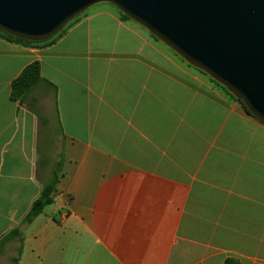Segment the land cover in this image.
Here are the masks:
<instances>
[{"label": "crops", "instance_id": "crops-1", "mask_svg": "<svg viewBox=\"0 0 264 264\" xmlns=\"http://www.w3.org/2000/svg\"><path fill=\"white\" fill-rule=\"evenodd\" d=\"M76 17L0 35V264H264V124L108 2Z\"/></svg>", "mask_w": 264, "mask_h": 264}, {"label": "water", "instance_id": "water-1", "mask_svg": "<svg viewBox=\"0 0 264 264\" xmlns=\"http://www.w3.org/2000/svg\"><path fill=\"white\" fill-rule=\"evenodd\" d=\"M108 2L264 124V0H0V30L42 41Z\"/></svg>", "mask_w": 264, "mask_h": 264}, {"label": "trees", "instance_id": "trees-1", "mask_svg": "<svg viewBox=\"0 0 264 264\" xmlns=\"http://www.w3.org/2000/svg\"><path fill=\"white\" fill-rule=\"evenodd\" d=\"M109 4L112 5L111 3H109ZM112 6L117 10L118 14L121 16V18L123 20H131V21H133L127 15L123 14L122 12H120L114 5H112ZM76 18L77 17H75L74 19H72V21L67 23V25H65L62 29H60V31H58L55 35L61 33L64 30V28H66V26H68ZM0 35L4 36L7 39H10V40H13V41H16V42H20V43H23V44H31V43H35V42H40V41H33V40L19 38V37L10 35L8 33H5V32H3L1 30H0ZM53 36H51V37H53ZM150 37L153 38L156 41H159L153 35H151ZM42 41H44V40H42ZM42 80H44V78L40 74L39 61L38 60H34V61L30 62L28 65H26L23 68V70L20 72V74L15 79H13V81L11 83L10 97L13 100H18V101L23 100V98ZM211 80H212V82H214L216 84V87L220 88L222 91H224L226 94H228L231 98L237 100L241 104L243 109L246 111V113L249 114L250 116H252L250 114V112L248 111V109L246 108V106L242 103L241 100L235 98L221 84H219L218 82L214 81L213 79H211ZM57 180H58V169H55L53 171V174H52V177L50 178V180L47 181L45 184H43L39 195L32 201V203L30 205V208L28 209L27 213L25 214V216L23 218V222H25V223L30 222L35 216H37L39 213L42 212L43 208L46 205L51 203V201H52V193H53V191L55 189V184H56ZM18 234H19V229L18 228H14L4 238H5V240H8V239H10L12 237H16ZM19 251L20 250L18 249L17 253H19ZM12 259H13L14 262L17 261V257H14ZM225 263L226 264H233V260L227 259Z\"/></svg>", "mask_w": 264, "mask_h": 264}, {"label": "rangeland", "instance_id": "rangeland-1", "mask_svg": "<svg viewBox=\"0 0 264 264\" xmlns=\"http://www.w3.org/2000/svg\"><path fill=\"white\" fill-rule=\"evenodd\" d=\"M112 6V5H111ZM87 10V9H86ZM137 24V23H136ZM139 25V24H138ZM140 26V25H139ZM141 28H142V26H140ZM150 36L152 35V34H150L146 29H144ZM157 42H159V44H162L164 47H165V50L168 52V53H170V54H172L173 56H174V58H176L177 60H179V61H181V63L183 64V66H185V67H187V68H191V69H194V70H196L199 74H201L202 76H204L205 78H207V80L209 81V82H211L214 86H216V84L214 83V82H212V80H211V78L207 75V74H205L204 72H202L201 70H199V69H197V68H195V67H193V66H191V65H189L188 63H186L179 55H177L173 50H171L170 48H168L166 45H164L162 42H160V41H157ZM233 99V98H232ZM51 176H50V174L48 173V177L46 178V177H44V179L46 178V179H49ZM13 255V257L12 258H14L16 255H15V252H11ZM10 253V254H11ZM11 260V262H13L12 260L13 259H10ZM10 263V262H9Z\"/></svg>", "mask_w": 264, "mask_h": 264}]
</instances>
